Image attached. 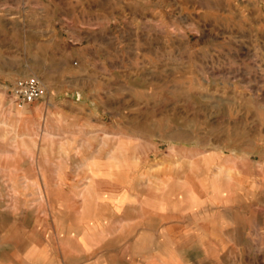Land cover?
Wrapping results in <instances>:
<instances>
[{
    "label": "rangeland",
    "instance_id": "obj_1",
    "mask_svg": "<svg viewBox=\"0 0 264 264\" xmlns=\"http://www.w3.org/2000/svg\"><path fill=\"white\" fill-rule=\"evenodd\" d=\"M0 264H264V0H0Z\"/></svg>",
    "mask_w": 264,
    "mask_h": 264
},
{
    "label": "built area",
    "instance_id": "obj_2",
    "mask_svg": "<svg viewBox=\"0 0 264 264\" xmlns=\"http://www.w3.org/2000/svg\"><path fill=\"white\" fill-rule=\"evenodd\" d=\"M11 98L18 104H29L46 95L42 81L35 76L22 77L8 84Z\"/></svg>",
    "mask_w": 264,
    "mask_h": 264
},
{
    "label": "crops",
    "instance_id": "obj_3",
    "mask_svg": "<svg viewBox=\"0 0 264 264\" xmlns=\"http://www.w3.org/2000/svg\"><path fill=\"white\" fill-rule=\"evenodd\" d=\"M147 199H149V198H147ZM145 201H146V200H145ZM148 201H151V200H148ZM154 204H155V202H151L149 205L152 206V205H154ZM150 208H151V207H150ZM152 211H153V210H152ZM152 211H151V212H152Z\"/></svg>",
    "mask_w": 264,
    "mask_h": 264
},
{
    "label": "bare ground",
    "instance_id": "obj_4",
    "mask_svg": "<svg viewBox=\"0 0 264 264\" xmlns=\"http://www.w3.org/2000/svg\"><path fill=\"white\" fill-rule=\"evenodd\" d=\"M146 245V244H145Z\"/></svg>",
    "mask_w": 264,
    "mask_h": 264
}]
</instances>
